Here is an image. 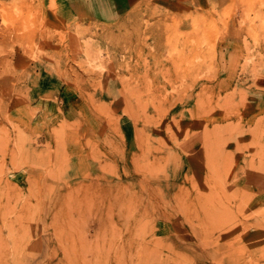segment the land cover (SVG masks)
Masks as SVG:
<instances>
[{
  "label": "rangeland",
  "instance_id": "374dc122",
  "mask_svg": "<svg viewBox=\"0 0 264 264\" xmlns=\"http://www.w3.org/2000/svg\"><path fill=\"white\" fill-rule=\"evenodd\" d=\"M0 264H264V0L1 4Z\"/></svg>",
  "mask_w": 264,
  "mask_h": 264
},
{
  "label": "crops",
  "instance_id": "0c3cea01",
  "mask_svg": "<svg viewBox=\"0 0 264 264\" xmlns=\"http://www.w3.org/2000/svg\"><path fill=\"white\" fill-rule=\"evenodd\" d=\"M7 0H0V5L5 4ZM142 0H34L35 7L38 10L40 19L52 27H66L74 23L82 25H100L112 24L124 18V16L132 10ZM198 3L200 0H161L162 4H186ZM3 39V38H2ZM14 64L24 57V54L15 52L13 55ZM43 85V84H42ZM48 85V86H46ZM41 87V81L38 84H31L32 100H37L38 90ZM47 91H51L54 87V81L51 79L45 83ZM42 88V87H41Z\"/></svg>",
  "mask_w": 264,
  "mask_h": 264
}]
</instances>
